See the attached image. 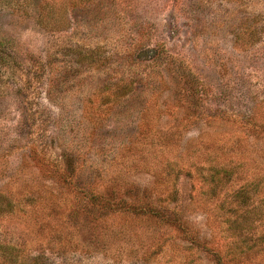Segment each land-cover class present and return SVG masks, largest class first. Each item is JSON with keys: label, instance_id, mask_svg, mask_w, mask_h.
<instances>
[{"label": "rangeland", "instance_id": "374dc122", "mask_svg": "<svg viewBox=\"0 0 264 264\" xmlns=\"http://www.w3.org/2000/svg\"><path fill=\"white\" fill-rule=\"evenodd\" d=\"M48 1L0 0V264H264V0Z\"/></svg>", "mask_w": 264, "mask_h": 264}, {"label": "trees", "instance_id": "16d2710c", "mask_svg": "<svg viewBox=\"0 0 264 264\" xmlns=\"http://www.w3.org/2000/svg\"><path fill=\"white\" fill-rule=\"evenodd\" d=\"M56 0H49L47 2L46 8L47 9V14L43 15L45 17H43L42 22L45 24V21L48 22L50 25L53 22V27L54 26H58V24L60 23V21H57L56 19V13L55 11L58 10L57 8V4H55ZM52 26V25H51ZM6 199V201H5ZM95 200H99V198H95ZM13 207V203L12 201L7 200V198L4 195H0V212H3L5 210H10ZM11 248V247H8ZM13 250V248L10 249V251ZM8 259H5V262H11L12 264H15V261L11 259L12 257V253L9 252V254L5 255ZM19 264H25L24 262H20Z\"/></svg>", "mask_w": 264, "mask_h": 264}]
</instances>
